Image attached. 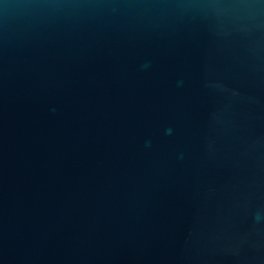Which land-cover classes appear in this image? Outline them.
<instances>
[{"label":"water","instance_id":"95a60500","mask_svg":"<svg viewBox=\"0 0 264 264\" xmlns=\"http://www.w3.org/2000/svg\"><path fill=\"white\" fill-rule=\"evenodd\" d=\"M0 264H264V0H0Z\"/></svg>","mask_w":264,"mask_h":264}]
</instances>
